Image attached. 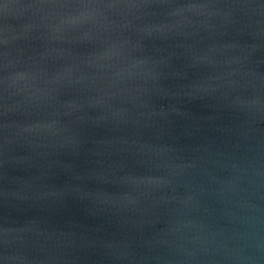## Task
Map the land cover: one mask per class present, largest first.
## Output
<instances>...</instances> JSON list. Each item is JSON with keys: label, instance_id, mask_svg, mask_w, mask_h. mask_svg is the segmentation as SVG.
<instances>
[{"label": "water", "instance_id": "water-1", "mask_svg": "<svg viewBox=\"0 0 264 264\" xmlns=\"http://www.w3.org/2000/svg\"><path fill=\"white\" fill-rule=\"evenodd\" d=\"M0 264H264V0H0Z\"/></svg>", "mask_w": 264, "mask_h": 264}]
</instances>
